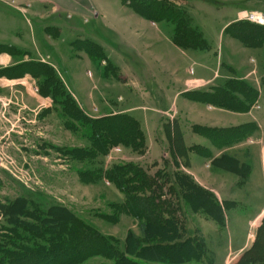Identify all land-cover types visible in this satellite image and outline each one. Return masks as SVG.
Wrapping results in <instances>:
<instances>
[{"label":"rangeland","instance_id":"374dc122","mask_svg":"<svg viewBox=\"0 0 264 264\" xmlns=\"http://www.w3.org/2000/svg\"><path fill=\"white\" fill-rule=\"evenodd\" d=\"M21 1L23 3L21 5L30 7L18 9L15 8L18 4L7 0L4 1L6 6L0 1V44L22 49L0 47V53L11 57L8 65L21 64L22 69L19 72L15 71L14 75H19L20 79L14 80L13 83L8 82L6 70L0 69V157L2 159L0 246H4L8 251L11 248L7 245L9 240H15L9 232L3 233L8 228L15 229L9 224L10 217L6 214L5 208L21 198L28 203L22 221L27 220L31 224H37L34 218L41 216L43 219L50 208H65L101 235L120 242L122 249L129 231L136 235L140 234L139 220L128 213L119 212L121 211L119 207L124 203V196L109 181L101 177L99 172L110 169L115 164H135L143 168L151 177L159 178L163 182L166 177L170 179L173 190H169L168 185L162 188L163 197H158L156 204L161 200L164 202L162 209L166 208L174 212L180 219L184 239L197 240L195 233L199 230L207 248L214 255L216 264H238L241 260L247 264H264V213L258 215L264 207V181L260 166L261 161L264 160V96L259 104L257 98L256 103L254 102L246 110L247 112L254 110L251 120L257 115L259 119L258 122L253 121L256 123L252 122L236 128L235 135L240 137L239 140L233 139L234 137L230 140L226 138L229 142L225 139L217 142L212 140L216 147L227 145L230 141H233L230 146L243 141L247 142L248 146L251 144L256 146L253 151L249 150L244 153L245 155L241 154L251 167L248 169L246 179L252 172L246 184H240L245 181L243 178L227 173L217 165H212L211 169L206 171L211 176L210 185L217 189L222 200L227 203L225 212L227 228L224 231L205 215L193 217L185 201L177 196L181 190L173 174L182 171L176 169L171 150L166 151L167 155L162 156L160 148H156L158 152L152 154L147 143L142 154L134 152L129 147L116 145L110 148L107 155L92 158L88 164H86L88 161L80 162V159L73 158L75 150L92 148L89 140L83 136V127L76 120L80 119L78 116L80 113L96 119L101 118L102 114L110 115L115 111L135 107L137 110L130 112V115L140 121L143 127H145V117L149 116L151 119L153 116L156 117L151 128L155 139L161 138L169 122L150 109V107L158 109L165 107L166 98L159 88L165 83L167 68L163 63H155L154 58L157 56L161 58L162 55L168 62V55L173 53L176 65L172 66L180 68V76H183L188 68L195 72L200 71L201 62L212 71H217V66L221 65V72L226 69L225 66L229 62L238 66H246L247 63L251 72L245 83L257 92L261 86L264 89V80H261L260 73H256L264 71V41L259 47L255 45L260 43L250 41L248 44L251 47H249L248 44L234 37L239 32L247 35V38H254L252 35L259 34L264 36V26L242 19L241 14L245 11L236 16L242 9L237 5L239 2L247 3V8H244L247 9L246 13L264 15V0H173V4L188 13L193 25L200 30L210 46L208 50L210 54L198 51L200 62L190 60L174 51L166 40L167 37H171L172 28L164 23L153 24L152 29L145 31L120 24L123 19L127 20L128 16H133L131 15L133 13L120 12L119 0H90L94 4L100 1L109 4L105 9H100V17L97 20L92 15L82 16L63 8L62 5L67 0H55V4L50 2L47 5H42V0ZM56 4L60 5V8ZM41 15L46 16L44 21L34 17ZM235 17L238 19L226 28V36H224L222 28ZM105 20L118 29L121 39L103 27ZM54 22L58 25H54ZM237 22L251 27H237L238 29L233 30L231 26H235ZM50 23L51 26H59L64 30L63 40L56 41L54 47L47 40L48 33H45ZM73 25L77 27L79 34H70L68 30ZM39 27L42 28L40 36L34 32ZM94 27L97 30H92ZM156 28L159 30L157 35H155ZM229 28H232L230 34L226 32ZM84 31L93 33L91 39H88L104 48V51L100 50V53L94 56L95 60H91L88 54L86 55L87 51L95 48L84 44L86 38L80 36ZM149 35L152 36V41L150 40L152 55L145 57L136 55L129 45L134 41L140 52L143 42H149L147 38ZM77 40L81 41L75 42L73 44L75 48L71 49L69 43ZM89 40L87 42L95 44ZM137 40L142 43L141 46ZM231 42L234 43L236 52L229 51L228 46ZM240 43L254 50L245 49ZM78 55L80 58H76ZM87 58L92 62L91 65H88ZM152 62H154L153 67H151ZM110 63L119 68L120 72L114 71ZM51 64L57 65V68L55 69ZM41 66H47L52 70L50 94L46 93L48 89H42L47 78L40 75L41 72H45ZM127 71L130 72V76ZM123 79L126 81L124 82ZM218 80L213 84L218 85ZM239 89L240 86L237 87V90ZM156 94L164 99L159 105L155 104ZM182 103L183 100L180 99L177 102L178 107H181ZM186 117L183 114L180 119L186 139L192 141L195 138L199 145L206 148L207 140L211 141L210 136H206V140L192 135L189 131L190 119ZM259 132L262 135H259ZM197 159L202 165L208 163L204 158ZM85 171L101 178L96 179L94 183H85L79 174ZM181 207L183 214L186 215L185 219L177 209L181 210ZM41 213H44V216ZM60 216L64 217V214ZM18 231L27 238L31 237L27 233L24 234L20 227ZM245 239L248 241V246L241 257L236 258L234 253L229 256L232 245L235 248ZM39 241L36 238L32 240V242ZM193 256L195 257L194 254ZM0 258H3V255H0ZM208 260L209 255H204L201 259L186 264H208ZM84 264H110V261L95 256L89 257Z\"/></svg>","mask_w":264,"mask_h":264},{"label":"trees","instance_id":"16d2710c","mask_svg":"<svg viewBox=\"0 0 264 264\" xmlns=\"http://www.w3.org/2000/svg\"><path fill=\"white\" fill-rule=\"evenodd\" d=\"M121 1L141 18L170 26L172 28L171 39L175 46L194 51L207 52L210 50L209 44L200 30L193 25L188 13L173 4V0ZM245 25L237 22L235 26L231 27L235 30V28ZM246 27L250 28L251 26ZM232 28L226 32L230 34ZM234 37L244 44H248L250 41L260 43L256 44V47L261 46L264 41V36L261 34L252 35L254 38H247V35L239 32ZM84 44L92 45L95 48L87 51L90 59L95 60L94 56L100 53V47L87 41ZM248 46L251 47L249 44ZM43 69L45 72H41L40 75L46 77L47 80L42 85V89H48L46 93L50 94L52 88L50 82L53 81L52 70L47 66H44ZM238 86L241 89L237 90ZM205 98L219 107L244 112L256 102L258 92L247 86L245 82L230 81L226 88H217L212 94H207ZM78 116L79 120L74 119L80 122L83 127V136L92 145L89 150L73 152V158L80 159V162L88 161L86 162L88 164L92 158L99 155L105 156L110 148L116 145L129 147L140 154L144 152L146 135L139 122L134 118L124 114L96 119L81 113ZM198 129L200 134L204 137L210 136L209 138L215 142L220 139L230 140L233 137V139H240L235 135L237 129ZM176 151L179 156L183 157L184 152ZM172 157L176 169H179L175 155L173 154ZM99 173L124 196V203L119 207L121 209L119 212L128 213L139 220V235L129 231L121 249L120 242L101 235L78 220L72 212L61 207L50 208L43 219L41 216L36 217L34 219L37 224H31L27 220L22 221L28 203L25 199L20 198L5 208L6 214L10 217L9 224L15 229L8 228L3 233L9 232L15 240H9L7 245L11 248L8 251L4 246H0V255H3V258H0V264H84L89 257L95 256L106 258L110 264H186L201 259L204 255H209L208 264L215 263L214 255L207 248L205 239L199 230L195 233L197 240L184 239L180 219L174 212H170L166 208L163 210L162 203L164 202L161 200L156 204L158 197H163L162 188L168 185L169 190H173L170 179L166 177L163 182L159 178L151 177L143 168L135 164H115L110 169L100 170ZM79 174L85 183H94L96 179L101 178L94 177L93 174L86 171ZM173 176L181 190L177 196L185 201L191 211L204 213L219 225L224 224L222 209L212 194L196 185L190 177L182 172H177ZM177 209L183 214L182 207L181 210ZM41 214L44 216V213ZM60 214H64V217H61ZM185 216L184 213V219ZM19 227L24 234L27 233L31 237L27 238V236L19 234ZM35 238L40 241L32 242ZM238 264L247 263L241 260Z\"/></svg>","mask_w":264,"mask_h":264},{"label":"crops","instance_id":"0c3cea01","mask_svg":"<svg viewBox=\"0 0 264 264\" xmlns=\"http://www.w3.org/2000/svg\"><path fill=\"white\" fill-rule=\"evenodd\" d=\"M0 1L1 2L3 1L2 2L3 5H6L5 2H7V0H0ZM9 1H11L14 4H18V6H15V8L18 7V9L30 7L29 5H27V6L21 5V4H23L21 0H9ZM119 1L121 2V6L119 7L120 12L122 11L125 14L127 12L133 13V14H131L133 16H128L129 18L127 20L123 19L120 24L125 25L128 28H130V27L141 28V29H144V31L148 30V29L149 30L152 29L151 28L152 25L157 24V23H153V22H150V21H147V20L141 18L135 12H133L131 9L127 8L122 3L121 0H119ZM50 2H53L55 4V0H42L41 4L47 5ZM107 5H109V4H106V3L104 4L101 1L97 4L96 3L94 4L93 2H90V0H67V1H65V3L62 6H63V8H65L67 10L69 9V11L75 12V13L82 15V16H91L92 15V17L95 20H97L100 17V9H105ZM237 5L239 6L240 9L241 8L242 9L237 13L236 16H238V14H240L241 12H244V11H245V13L247 12V9L244 10V8H247V3L239 2ZM59 6L60 5H57V7H59ZM129 11H131V12H129ZM245 13H242L241 16H243V14H245ZM128 15H130V14H128ZM34 17L40 21H44L46 19V16H44V15L34 16ZM237 19L238 18L235 17L232 20H230L226 25H224V27L222 28V32H223L224 36H226V33H225L226 28L231 23L235 22ZM51 24L52 23H50V26H51ZM53 24L58 25L57 22H54ZM50 26L47 28V30L45 29V33L49 34V35L47 34V40L54 47L55 46L54 43H56V41H59L63 38L64 30H62L59 26H51V27ZM103 27L105 29L111 31L119 39H121V34L118 31V29L113 24H109L107 22V20H105ZM41 29L39 27L34 32H36L38 34V36H40V35H42ZM77 30H78L77 27H75L73 25V26L69 27L68 31L70 32L71 35H76V34H79V32H77ZM92 30H97V28L94 27ZM127 30H129V29H127ZM89 31L92 32L91 30H89ZM90 32L88 33L87 31H84L80 35V36H85V37H83V38H86L84 40V42L88 41L89 40L88 38L91 39L93 33L90 34ZM157 33H159V30H157V28H156L155 35H157ZM50 35L52 36L51 38H50ZM151 35H149V37L145 36L149 39V42H147V43L143 42V44H142L140 41L137 40V42L140 46L142 44V47H141L142 50L140 52H139L138 46L135 44L134 41L131 45H129L130 49L133 50V52L138 56L140 55L142 57H145L147 55H152L151 54V52H152V46H151L152 45V43H151L152 36ZM171 38H172V35L169 38L167 37L166 40H167V43L174 48V51L176 53H179V55H182L183 57H187L190 60H194V61L196 60L195 62H200V59H199L200 56L198 57V55H197L198 51H194L191 49H183V48L177 47L173 44ZM230 40H232L234 42L236 41L233 39H230ZM78 41H81V40L71 41L69 43L70 48L74 49L75 47L73 44L75 42H78ZM89 41L93 42L92 40H89ZM93 43H95V42H93ZM95 44L98 45L102 51H104V48L101 45H99L97 43H95ZM240 45H241V43H240ZM241 46L245 49H249L243 45H241ZM0 47H8V48H15L18 50H22L16 46H10L8 44H0ZM228 48L230 49L229 51L231 53L233 51L236 52V47L234 46L233 42H231L229 44ZM249 50H254V49H249ZM206 54H210V51L206 52ZM86 55H87V52H86ZM207 57H209V55ZM50 58L52 59L51 55H50ZM76 58H80V56L78 55V56H76ZM107 60L109 61L108 58H107ZM167 60H168V62H166L164 60V57L162 55H161V58L159 56L154 58L155 63H157V64L163 63L164 66L167 68V71L165 72L166 76L164 78L165 83H164V85H162L161 84L162 82H161L160 83L161 87L159 88L162 95H164L166 99L165 100L162 99L161 96L158 94H156L155 95L156 98H154L156 101L153 99V101H155L156 102L155 104H157V105H159V102L161 103V100H164V106L165 107L159 108V109L155 108V107H150V109L152 111H156V113H158L162 117L163 120H167V122H169V124L165 126L166 127L165 133H163V135H161V138L159 140L155 139V135L153 134V131L151 128L152 122L156 119L155 116H153L152 119L149 118V116L144 118L145 127H143V125L140 121H138L135 118L134 119L139 122L142 130L145 132V135L147 138L146 143H147V145H149L148 148L152 154H156L158 152V149H156V148H160L159 151L162 153V156L167 155L166 151L168 152L171 150V155H173V154L175 155L176 162L178 164L177 166H178L179 170L182 172L184 171L183 174L190 177L195 182L196 185H198L203 190L207 191L208 193L212 194L215 197V199L217 200V202L219 203V205L222 209V214L224 217V224L219 225L217 222L213 221L212 219H210V220L213 223H215L220 228V230L224 231L227 228V216L225 213L226 208H227L226 207L227 203H225L222 200L217 189H215V187H212L210 185L212 183L211 182V176L208 173H206V171L210 170L212 165H214V166L217 165V166H219V168L221 170H223L227 173L233 174L239 178H243L245 181H242V183H240V184H246V182H249L251 175H252V172H251L250 177L248 179H246V177H247L246 174L248 173V169H250L251 167L248 165L244 156L242 157L241 154L242 153L246 154L249 150L253 151L256 146L254 144H251V146H248L249 144L245 141H243L242 143H239V144L236 143L233 146H230L231 143L233 142V141H230V143H228L227 145L223 144V145H220V147H216L212 143V140L211 141H209V139L207 140L202 134H200L198 131H195V130L197 128H208V129H213V130H229V129H236V128H240V127L249 125V123H252L253 121L258 122V119H259L258 115H257L258 118L256 116L257 119L254 118L253 120H251V117H253V113H254L253 109H251L249 112H247V111L241 112L238 110L225 109V108L219 107L217 104H215L212 101H209V100H207V98H205L207 94H212L216 88H226L229 81L245 82V80L248 79L247 78L248 74L251 71L249 72L250 68H249V65L247 66V63H246V66H244V65L238 66V65H233L232 63L229 62L225 66L226 69L221 72V67H220L221 65L217 66L218 67L217 71L216 70L212 71L211 69L207 68L204 65V62H201V70L200 71L195 72V71H193V69L188 68L187 71L184 73V75L180 76V74H181L180 68L178 69V68H175L172 66V65H176L174 63V62H176L174 54L171 53L170 55H168ZM9 61H11V57L8 54L0 53V69L4 68V70H6L5 75L8 77V80H9L8 82L13 83V82H15L14 80L20 79L19 75H14L15 71L19 72L22 69L20 66L21 64L19 66L8 65ZM164 61L166 62V64L164 63ZM195 62H194V64H195ZM87 63H88V65L92 64V62L89 61V59H88ZM147 64H149V61H147ZM51 65L55 69L57 68V65H53V64H51ZM110 66L117 73L120 72L119 68L113 66L111 63H110ZM153 66H154V62L151 63V67H153ZM256 73H258V74L260 73L261 80L262 79L264 80V71H262V72L260 71V72H256ZM90 74H91V72H90ZM127 74H128V76H130L129 71H127ZM185 74H186V76H185ZM217 79H219L218 85H214L213 83ZM123 80H124V82L126 81L125 79H123ZM263 90L264 89H262V86H261L260 90L258 91L257 104H259L263 99V96H264ZM38 98L40 100H43L41 97H38ZM180 99L183 100V103H182L181 107H178L177 102ZM203 106H205V108H203ZM135 110H137L135 107H130V108H126V109L119 111V112H116V111L112 112V114H110V115L102 114V115H100V117H102V116L107 117V116H113V115H123V114L132 117L130 115V112H134ZM147 111H149V110H147ZM96 112H97V109H96ZM183 114H185L190 119L189 131H191L192 135L200 136V137L207 140L206 148L199 145L197 143L198 140H196L195 138H193L192 141H188L186 139L185 134L183 132L184 130L181 126V121H180L181 115H183ZM187 117H186V119H187ZM194 122H197V123H194ZM256 122H253V123H256ZM203 124H207V125H203ZM261 133H262V129H261ZM261 133L259 135H262ZM176 150H178L180 152H184V154H182L183 157L179 156L177 154ZM203 150L205 153L203 152ZM203 154L207 155V156H204ZM198 157L199 158L201 157V158L208 160V163H203V165H202L200 160L197 159ZM260 166H261V171H262V180L264 181V160L261 161ZM263 213H264V207L258 215L263 214ZM191 214L193 217H197L198 215H205L204 213L194 212V211H191ZM247 246H248V241L246 239L242 243H240L239 245L235 246V248H233V245H232V251L228 255L230 256V254L234 253V254H236V258L237 257L239 258L244 253ZM214 264H216V263H214Z\"/></svg>","mask_w":264,"mask_h":264},{"label":"built area","instance_id":"2783aa9c","mask_svg":"<svg viewBox=\"0 0 264 264\" xmlns=\"http://www.w3.org/2000/svg\"><path fill=\"white\" fill-rule=\"evenodd\" d=\"M243 20H247L250 21L252 23H256L258 25L264 26V15L263 14H258V13H254V14H249V13H245L242 16Z\"/></svg>","mask_w":264,"mask_h":264},{"label":"water","instance_id":"95a60500","mask_svg":"<svg viewBox=\"0 0 264 264\" xmlns=\"http://www.w3.org/2000/svg\"><path fill=\"white\" fill-rule=\"evenodd\" d=\"M1 162H2V159H1V157H0V166H1Z\"/></svg>","mask_w":264,"mask_h":264}]
</instances>
